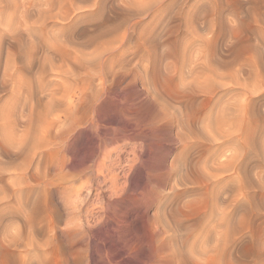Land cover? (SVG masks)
I'll return each instance as SVG.
<instances>
[{
    "label": "rangeland",
    "instance_id": "374dc122",
    "mask_svg": "<svg viewBox=\"0 0 264 264\" xmlns=\"http://www.w3.org/2000/svg\"><path fill=\"white\" fill-rule=\"evenodd\" d=\"M0 264H264V0H0Z\"/></svg>",
    "mask_w": 264,
    "mask_h": 264
},
{
    "label": "bare ground",
    "instance_id": "6f19581e",
    "mask_svg": "<svg viewBox=\"0 0 264 264\" xmlns=\"http://www.w3.org/2000/svg\"><path fill=\"white\" fill-rule=\"evenodd\" d=\"M20 11V10H19ZM13 66V65H12ZM4 73V72H3ZM213 74H205L203 77H206V82H203L204 84H205V86H207V87H209V88H211V86H213L214 84H216L218 81H216V76L218 77V73H216V72H212ZM217 74V75H216ZM237 74V73H236ZM223 75L221 74V76H220V78L222 77ZM226 77V76H225ZM225 77H223V78H225ZM231 80V79H230ZM212 82V83H211ZM217 85H218V83H217ZM219 86V85H218ZM211 89H213V87L211 88ZM224 114V113H223ZM210 135V134H209ZM100 149V148H99ZM100 150H102V149H100ZM95 152H96V150H95ZM100 151H98L97 150V153L94 155V153H93V156H94V158H92V155H91V159H94V160H91V161H93L94 162V167L96 166V167H98V166H100L101 167V165L103 164V162H105V159H103V160H100L101 159V157H102V155H100V153H99ZM65 158V157H64ZM103 166V165H102ZM72 167V166H71ZM99 168V167H98ZM60 170V169H59ZM62 170V169H61ZM67 171V170H66ZM97 171V170H96ZM58 172V171H57ZM102 173V172H101ZM57 174V173H56ZM96 174V173H95ZM102 175V174H101ZM104 176V175H103ZM102 176V177H103ZM106 176V175H105ZM105 178V177H104ZM114 179V178H113ZM107 180V179H106ZM111 181H113V180H111ZM55 182V181H54ZM63 182H65V181H63ZM102 182V181H101ZM196 190V189H195ZM79 191V190H78ZM114 192V191H113ZM210 195V194H209ZM72 207V206H71ZM74 210V209H73ZM72 210V211H73ZM74 212H75V210H74ZM160 217V216H159ZM222 262V261H221Z\"/></svg>",
    "mask_w": 264,
    "mask_h": 264
}]
</instances>
